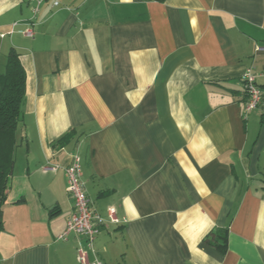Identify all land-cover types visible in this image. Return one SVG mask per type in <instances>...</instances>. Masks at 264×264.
<instances>
[{
	"label": "crops",
	"instance_id": "1",
	"mask_svg": "<svg viewBox=\"0 0 264 264\" xmlns=\"http://www.w3.org/2000/svg\"><path fill=\"white\" fill-rule=\"evenodd\" d=\"M38 9L29 38L28 4L0 0V73L12 48L26 86L0 264H78L79 247L87 264H264V0ZM247 69L262 100L244 116ZM74 155L95 212L119 220L92 250L80 234L58 239ZM216 229L224 255L204 242Z\"/></svg>",
	"mask_w": 264,
	"mask_h": 264
},
{
	"label": "trees",
	"instance_id": "2",
	"mask_svg": "<svg viewBox=\"0 0 264 264\" xmlns=\"http://www.w3.org/2000/svg\"><path fill=\"white\" fill-rule=\"evenodd\" d=\"M147 1L165 2V0ZM4 62L3 72L0 73V232L3 228L2 208L14 163L15 133L21 119V107L26 87L25 73L18 53L12 48L9 49ZM244 94L247 98L245 91ZM73 133L72 130L65 133L53 142L51 147L53 149L63 148L72 138ZM204 242L221 255L227 252V232L224 229L214 230L204 239Z\"/></svg>",
	"mask_w": 264,
	"mask_h": 264
},
{
	"label": "built area",
	"instance_id": "3",
	"mask_svg": "<svg viewBox=\"0 0 264 264\" xmlns=\"http://www.w3.org/2000/svg\"><path fill=\"white\" fill-rule=\"evenodd\" d=\"M28 4L32 18L29 23L26 24V29L23 30L22 34L31 38L33 36L32 26L33 18L38 13L40 6L46 0H24ZM53 7H57L58 3L53 2ZM19 23L12 25L9 34H12L13 29ZM0 37H3L2 35ZM243 88L246 93V101L244 104L243 113L244 116L248 115L249 112L255 110L260 105L262 95L259 87L255 83V76L251 69H247L242 77ZM70 165L65 168L66 176V192L72 202V212L68 220L66 221L65 231L58 237L59 240L65 241L66 236L70 233L80 234L86 240V249L92 250L95 238L100 233V230L106 226V224H118L119 220L115 216L113 208L107 209V219L101 218L88 199L84 185L81 182V160L79 156L74 155ZM54 170V169H51ZM77 263L87 264V257L85 249L79 247L77 249Z\"/></svg>",
	"mask_w": 264,
	"mask_h": 264
},
{
	"label": "rangeland",
	"instance_id": "4",
	"mask_svg": "<svg viewBox=\"0 0 264 264\" xmlns=\"http://www.w3.org/2000/svg\"><path fill=\"white\" fill-rule=\"evenodd\" d=\"M260 111V110H259Z\"/></svg>",
	"mask_w": 264,
	"mask_h": 264
}]
</instances>
